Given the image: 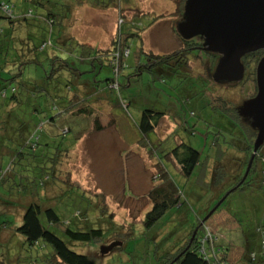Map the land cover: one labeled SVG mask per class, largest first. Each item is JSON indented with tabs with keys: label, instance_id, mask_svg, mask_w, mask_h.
I'll use <instances>...</instances> for the list:
<instances>
[{
	"label": "trees",
	"instance_id": "obj_1",
	"mask_svg": "<svg viewBox=\"0 0 264 264\" xmlns=\"http://www.w3.org/2000/svg\"><path fill=\"white\" fill-rule=\"evenodd\" d=\"M169 1L173 3L174 11L166 16H171L173 21L175 19L179 22L182 21L186 0ZM9 2L10 0H0V19L5 22L6 29L10 30L0 40V215H13L11 220H0V234L6 232L18 237L14 243V246L18 248L15 249V255L18 257L17 264H22L21 262L24 264H96L86 254L76 252L73 246L75 244L88 245L105 240L101 229H72L60 220L52 206L40 205L35 200L27 205L23 202L27 198L34 199L36 195L39 197L41 191L44 194V187L49 183L48 181L53 182L56 178L58 180L57 176L60 175L56 171L58 159L61 156H68L69 149L61 146L62 142L57 143L50 140L57 135H59V139L63 138L65 135L62 133L63 130L66 131L65 133L72 130L68 121L82 115L85 117L94 116L93 122L99 129L98 115L89 107L97 101L104 102L101 99L95 100L94 103L89 100L98 93L99 88L94 84L99 81L93 80L95 77H92V82H87L88 84L81 82L82 76L88 70H81L74 62L75 56L65 49L68 43L75 42L72 30H70L74 24L71 17L74 14L75 6L79 7L87 2L94 8L107 10L113 1L18 0L21 4L31 3L41 8L43 13L35 15L29 9L23 10L22 7H16ZM148 14L150 13L142 11L138 17L144 18ZM163 17L164 14L156 15L150 24L162 20ZM134 20L129 18L126 21L121 12L120 22H118L120 29L110 45L105 48H95L84 43L75 45L78 48L74 52L75 55L78 54L77 61L80 64L88 65L90 73L96 71L97 66L100 69L102 65L110 67L115 73V76L106 80L110 90L114 89V84H116V90H119L120 87L125 89L140 86L141 76L144 72H155L159 77L164 76L168 79L183 73H185L183 77L188 76L186 74L192 75L190 58L202 59L200 54L207 58L210 57L212 63L217 60L216 54L202 50L203 40L181 39L176 32V26H172V32L180 41L179 48L163 55L144 51L140 33L135 34L133 30L145 31L149 24L139 30V28H135L137 23H133ZM40 25L44 27L41 33ZM53 27L55 28L54 38H46V29L51 30ZM123 29L126 31L125 33L122 31ZM129 30L131 32L127 33ZM2 34L3 30L0 29V35ZM66 34L68 38L65 36ZM130 36L137 37L140 44L132 50V66H128L126 63L127 58L131 55ZM57 40H61V44L57 43ZM67 40L68 42H66ZM57 46L69 54L63 53V56H58ZM82 48H84L85 54L82 53L84 51L80 52ZM262 57H264V51H256L244 56L241 59L245 67L243 79L240 82L227 83L224 89L231 88L230 91L235 89L238 92L242 89L247 91L246 95L242 97V102L252 98L256 94L255 69ZM43 64L46 67L40 77L25 79L24 72L29 66L40 67ZM63 69L69 70V73L75 76V81H72L74 84L68 75L62 83L57 81ZM119 77L122 79V83L118 81ZM203 79L210 85L216 84L205 76ZM222 84L224 85V83ZM7 89L9 96L6 93ZM223 94L215 97L217 104L213 109L228 120V130L232 140L227 141L223 132L218 130L209 146L212 151L205 156L192 148L190 143L179 139L175 131L170 135L175 137L174 139H178L176 140L178 142L174 140L175 145L172 148H168V145H165L166 142L164 147L161 142H158L157 146L160 148L157 153L155 146L151 145L149 141L145 143V145L151 146L148 151L150 159L156 158L155 163L151 165V188L145 195L150 204V208L142 220L145 229H150L168 210L181 208L187 204L186 194L184 196L177 184L171 180L164 163L171 164L185 182L189 183L192 179L193 188L195 187L199 192H191V194L195 196L198 204L208 193H210L208 200L217 203L225 194L228 193L224 200L232 192L241 191L244 187H253L254 189L264 187V144L258 149L247 177L242 181L252 153L256 130L250 127L248 120L238 114L237 103L232 102ZM192 114L194 115V112ZM164 115L165 112L143 110L136 124L141 138L147 141L148 135L157 130L158 122ZM21 117L38 119L39 123L42 122L49 127L43 144L39 143L40 138L33 137L32 133L37 126H34L30 121L21 120ZM57 122H63L65 126L61 127ZM56 124L57 132H53V129H56ZM233 131L236 133L234 134ZM34 136L36 135L34 134ZM145 145H143L144 148ZM49 149L53 151L50 152ZM5 159L10 161V166L6 171H4ZM46 162L50 163L48 168H46ZM22 163L24 167L33 171V175L37 174L41 177L38 179L35 176H25L23 175L24 170L13 169V165L16 164L19 167ZM195 170L196 175L191 178ZM6 175L8 178L4 177ZM9 180L11 184L7 187L5 183ZM69 182L71 185L70 179ZM30 184L32 186H29ZM96 193L95 195H97ZM101 213L100 216H105L108 222H112L111 213H106L104 208ZM201 221L202 219H199L193 224L188 229L187 236L180 241L181 243L164 253L163 258L155 259L156 262L159 264H221L222 262L264 264V253L261 254L262 258L260 259H257L251 252H243L237 262L228 258L230 246L226 242L218 241L216 232L207 223L208 220L203 225H201ZM237 224L239 228L240 224ZM258 225L256 231L260 237V244L264 248V224L259 223ZM206 227L210 228L211 238L201 244V240L207 235ZM179 232H181V228L174 234ZM116 233L119 232H115V235L119 236ZM130 238L132 237L128 239ZM11 241L10 239L8 243L0 244V247H5L6 251V254L0 255V264H5V261L12 257L7 252ZM121 243V241H117L109 246L104 245L106 248L104 246L102 248L111 249ZM121 245L123 246V243ZM244 246L245 243L242 248ZM203 247L204 254H202ZM22 253L25 254L24 261L20 260ZM32 253H36V255L31 257ZM40 253L41 259L38 256Z\"/></svg>",
	"mask_w": 264,
	"mask_h": 264
},
{
	"label": "rangeland",
	"instance_id": "obj_2",
	"mask_svg": "<svg viewBox=\"0 0 264 264\" xmlns=\"http://www.w3.org/2000/svg\"><path fill=\"white\" fill-rule=\"evenodd\" d=\"M111 1L113 2L107 10L94 8L87 2L79 7L75 6L74 14L71 17L74 24L70 29L75 42L68 43L65 49L75 56L74 62L81 70H88L82 76L81 82L88 84L87 82H92V77H95L93 80L99 81L94 84L99 88L98 93L94 94L97 98L96 96L89 98L93 103L102 98L108 104L107 106L106 103L97 101L94 105L89 106L98 115L99 129L93 122L94 116L85 117L82 115L68 121L72 130L68 133L63 130L62 133L65 134L63 138L59 139V135H57L50 140L57 143L62 142L61 146L69 149L68 156H61L58 159L56 167V171L60 174L57 176L58 180L56 178L53 182L48 181L49 183L44 187V194L41 191L39 197L36 195L34 199L27 198L23 203L27 205L35 200L40 205L52 206L60 220L72 229H101L105 240L88 245L75 244L73 246L76 252L86 254L96 264H159L155 259L163 258L164 253L181 243L180 241L187 236L188 229L199 219L203 220L218 202L208 200L210 195L208 193L198 204L195 196L191 194V192H199L195 187L193 188L192 179L189 183L185 182L171 164L164 163L171 180L177 184L184 196L186 194L187 204L181 208L168 210L150 229H145L142 220L150 208L145 195L151 188V165L156 161V158L150 159L148 151L151 146L145 145V143L149 141L151 145L155 146L157 153L160 148L157 146L158 142L163 144L162 147L166 142L165 145L172 148L175 145L174 140H178L170 135L175 131L179 139L190 143L192 148L205 156L212 151L209 146L218 130L223 132L227 141L233 139L228 130V120L213 109L217 104L215 97L224 93L226 98L237 103V107L240 108L243 104L242 97L246 95L247 91L244 89L240 92L235 89L230 91L231 88L224 89L227 84L210 85L205 82L203 76L212 81L211 75L214 72L215 63H212L210 57H204L203 54H200L202 59L190 58L192 75L186 74L188 76L183 77L185 75L183 73L168 79L164 76L159 77L155 72H144L141 76L140 86L110 90L106 80L115 76L111 68L102 65L99 69L97 66V70L90 73L89 66L80 64L77 61L78 54L75 55L74 52L78 50L75 46L76 43H84L95 48L109 46L120 29L118 22H120L121 12L126 21L129 18L135 19L133 23H137L135 28H139V30L149 24L145 31L133 30L135 34L140 33L144 51L163 55L180 46V41L172 32V26L175 27L179 21L176 19L173 21L171 16H166L174 11L171 1ZM9 3L16 7L20 6L23 10L29 9L33 15L43 13L41 8L31 3L21 4L18 0H10ZM142 11H147L150 14L139 18L138 15ZM160 14H164L166 17L150 24L151 20ZM40 28L41 33L44 27L40 25ZM0 29L3 30V34L0 35L1 40L10 31L6 29L2 19H0ZM54 29V27L51 30L46 29V38H54ZM122 31L126 32L124 29ZM130 32L131 30L127 31V33ZM65 36L67 37V34ZM195 39L202 40L200 37ZM61 42V40H57V43L61 44ZM129 45L131 55L127 58L126 63L128 66H132V50L135 46L140 45L138 38L130 36ZM65 50L57 46V55L63 56V53H67ZM82 51L84 48L80 52ZM82 53L85 54V51ZM44 67H46L45 64L40 67L29 66L24 72L25 79L40 77ZM69 72V70H61L57 81L62 83L70 76L71 82H74L75 76ZM118 79L122 83V79L120 77ZM235 88L238 89V87ZM6 93L9 96L8 89ZM81 107L84 106L81 105ZM143 110L165 112L164 117L158 122L157 130L148 135L147 141L141 138V133L136 127ZM22 119L37 126L32 134L34 138H40L39 143L43 144L49 127L42 122L39 123L38 119L21 117ZM57 123L61 127L65 126L63 122ZM55 128L53 132H57V124ZM233 133L236 132L233 131ZM45 164H47L46 168L50 166L48 162ZM9 166L10 161L5 159L4 171ZM12 167L17 171L24 170L23 175L25 176H35L38 179L41 177L37 174L33 175V171L24 167L23 163L19 166L20 168L16 164ZM195 175L196 170L191 178H194ZM4 177L8 178L7 175ZM69 179L72 182L71 185ZM5 184L8 187L11 181L9 180ZM103 208L106 213H111L113 219L111 223L108 222L107 217L100 216ZM12 215H0V220H11ZM207 223L216 232L218 241L226 242L230 246L228 258L240 256L243 252L254 253L257 259L262 258L260 256L264 253V248L260 244V237L256 229L259 223L264 224V187L261 189L244 187L241 191L232 192L221 207L209 217ZM237 223L240 224L239 228ZM179 228H181V232L174 234ZM116 231L119 232L116 233L119 236L115 235ZM129 237L132 238L128 239ZM10 239L12 241L8 245L9 251L7 252L12 257L5 261V264H17L18 257L15 255V249L18 248L14 246V243L18 237L11 233L1 232L0 244L8 243ZM117 241H121L123 246L121 243L105 250L106 246L104 245L109 246ZM244 243L245 246L242 248ZM2 253L6 254L5 247H0V255ZM21 255L20 260L24 261L25 254ZM35 255L36 253L30 254L31 257ZM38 256L40 259L42 258L41 253ZM242 261L246 263L244 260ZM21 263L24 264V262Z\"/></svg>",
	"mask_w": 264,
	"mask_h": 264
},
{
	"label": "water",
	"instance_id": "obj_3",
	"mask_svg": "<svg viewBox=\"0 0 264 264\" xmlns=\"http://www.w3.org/2000/svg\"><path fill=\"white\" fill-rule=\"evenodd\" d=\"M176 32L183 40L200 37L204 42L203 51L218 56L212 74L214 82H240L245 73L241 59L247 54L264 51V0H186L183 20L177 23ZM255 83L256 94L238 108V114L256 130L242 181L247 177L258 149L264 144V57L256 65ZM227 194L201 221V225ZM195 233L196 230L193 238Z\"/></svg>",
	"mask_w": 264,
	"mask_h": 264
},
{
	"label": "built area",
	"instance_id": "obj_4",
	"mask_svg": "<svg viewBox=\"0 0 264 264\" xmlns=\"http://www.w3.org/2000/svg\"><path fill=\"white\" fill-rule=\"evenodd\" d=\"M115 85H116V84H114V86H113L114 88H116ZM206 231H207V235H206L205 238H203V239L201 240V244H203V243H204L205 241H207L208 239L210 240V238H211L210 228L206 227ZM202 254H204V247L202 248ZM221 264H229V263H227V262H222Z\"/></svg>",
	"mask_w": 264,
	"mask_h": 264
},
{
	"label": "crops",
	"instance_id": "obj_5",
	"mask_svg": "<svg viewBox=\"0 0 264 264\" xmlns=\"http://www.w3.org/2000/svg\"><path fill=\"white\" fill-rule=\"evenodd\" d=\"M127 71V70H126ZM80 88H81V86H80ZM94 96H96V95H94ZM96 98H97V96H96ZM99 99H101L102 101H104V102H101V103H106L107 104V102L104 100V99H102V98H99ZM100 100V101H101ZM107 106H108V104H107ZM95 114H96V112H95ZM76 118H78V117H76ZM76 118H74V119H76ZM108 125V124H107ZM229 255H230V249H229ZM241 256V255H240ZM240 256L239 255H236V256H234V257H231L230 256V259H232L233 261H238L239 259H240Z\"/></svg>",
	"mask_w": 264,
	"mask_h": 264
},
{
	"label": "flooded vegetation",
	"instance_id": "obj_6",
	"mask_svg": "<svg viewBox=\"0 0 264 264\" xmlns=\"http://www.w3.org/2000/svg\"><path fill=\"white\" fill-rule=\"evenodd\" d=\"M202 50H203V49H202ZM217 60H218V57H217ZM217 60H216V62H215V66H216ZM215 66H214V68H215ZM214 68H213V70H214ZM211 79H212V81H213L212 75H211ZM213 83H216V82L213 81ZM221 83L227 84V82H221ZM231 83H236V82H231ZM216 84H217V83H216Z\"/></svg>",
	"mask_w": 264,
	"mask_h": 264
}]
</instances>
